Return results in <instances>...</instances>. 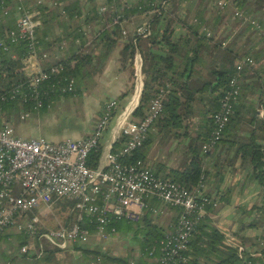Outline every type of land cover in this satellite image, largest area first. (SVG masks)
Wrapping results in <instances>:
<instances>
[{
    "label": "built area",
    "instance_id": "1",
    "mask_svg": "<svg viewBox=\"0 0 264 264\" xmlns=\"http://www.w3.org/2000/svg\"><path fill=\"white\" fill-rule=\"evenodd\" d=\"M10 2L15 4L18 16L14 27L6 28L0 33V48L8 50L13 43L25 41L30 50L28 56H35L41 48L35 33L39 22L35 18L36 12L25 5L24 0H0L3 14L9 12ZM213 2L223 8L230 0ZM164 5L165 0H160V6ZM111 8L107 4L99 7L100 11L107 14ZM233 15L248 23L251 28L261 31L258 21L238 6H233ZM119 20L120 13L111 16L112 24ZM134 31L136 34L149 36L152 32L150 21L140 23ZM125 32L123 29L122 33ZM45 56L43 51L41 57ZM141 63L136 48L133 65L139 85L135 94L141 87ZM244 65H255V59L250 54L236 59V72L230 76L226 87L221 89L218 108L212 114L210 134L201 146L202 153L214 148L234 111L241 90L240 76ZM62 70L61 65H52L47 70H42L41 67L27 75L24 81L11 85L1 98L8 100L17 97L21 107L30 104L36 110L41 109L52 94L62 95L75 90L74 78ZM169 90V84L159 88L151 98L144 117L138 121L130 119V112L136 106L134 104L138 103L134 95V103L128 104L118 115L117 132L112 142L103 148L95 166L89 164V154L99 146L111 118L115 116L114 111L118 106L116 98L105 101L92 132L84 138L50 140L42 136L20 137L14 133L9 122L2 121L0 235L12 227L17 232L27 234L30 239L43 238L50 246L65 249L69 244L88 242L92 232L86 225L85 216H89V222L94 223V233L106 237L117 232L114 226L106 230L112 219L136 221L147 210L159 214V206L151 204V200H154L160 206L170 205L178 207L180 211L173 228L166 232L161 241L158 253L154 254V248L148 251V256L154 258L150 264H174L177 258H184L182 252L188 247V238L199 217L206 212V205L211 203V198L204 191L203 175L201 174L193 188H189L168 177L156 175L140 158L132 162L123 160L142 145L153 129L155 119L162 110L163 98ZM29 113L28 109L21 110L20 117L24 118ZM256 113L264 119V106L258 105ZM118 136L123 139V143L118 149H112V143ZM60 198L73 202L74 219L68 224L41 231L37 225L40 220L38 214L29 213L42 205L49 207ZM262 199L264 200V191ZM28 250L26 243L20 246L22 253H27ZM237 252L241 264H264V255L260 250L248 251L239 244ZM96 262L97 260H92L90 264H97Z\"/></svg>",
    "mask_w": 264,
    "mask_h": 264
},
{
    "label": "crops",
    "instance_id": "2",
    "mask_svg": "<svg viewBox=\"0 0 264 264\" xmlns=\"http://www.w3.org/2000/svg\"><path fill=\"white\" fill-rule=\"evenodd\" d=\"M36 1L40 0H24L27 5L32 7V11L36 12V18L39 21L37 25L38 30L42 33L45 31L44 39L38 38H40L39 42L41 45L39 52L42 53L45 51L46 56L41 61L37 57H34L33 60L27 55L21 67L23 75L26 76L39 70L44 63H55L73 51L81 54L91 53L93 62L89 64L80 83L77 86L75 84V90L73 92L53 97L45 105L44 109L32 110L24 118H21L20 114L19 116H13L9 123H13L14 125V121L18 122L20 124H18L19 128H16L18 132L16 130L15 132L23 137L42 136L50 140L63 139L57 131L46 128L45 132L42 130L41 126L44 121V114L49 112L50 107L56 101L62 102L66 98L69 99L86 92L87 95H92V90H94L96 93L93 95L97 98V107L90 121L89 128L84 134L78 137H68L74 139L84 138L92 132L106 100L116 98L118 101V109L122 106L124 99H127L125 107L132 103L136 88L139 85V78L135 76L132 79L130 68L125 67L122 62V55L121 57L119 56V60L116 55L112 57V51L116 45L119 46V49H122L121 39L117 37V42L109 50L103 49L100 42L96 43L93 40V36L100 32L99 27L104 26L108 28L112 26L111 18L108 14L99 9L100 4H103L102 0H79L83 9L82 18L74 17L70 19L62 16L64 15V10L61 8L68 0H41L44 6L42 17L46 19L45 23H41L40 18H38V12L34 9L36 8ZM154 1L160 4V0ZM175 2L177 0H165L164 10L167 11L168 9V11L162 14V16L167 14V19L171 20L170 26L174 29V36L184 31V24L174 18L180 16L190 21V18L198 10L202 11L206 17V24L203 30L206 33L209 32L212 34L214 39L221 38L222 46L230 45L232 49H230L231 51H227L229 56L235 55V51L243 54L247 47L251 49V52L260 54L258 58L256 57V69L250 71L249 81L259 83L261 87L259 88L256 85L248 89L245 87L241 88L238 100L235 103H238L239 106L228 125L226 124V129H224L221 138L209 152L202 153L201 151L203 154L201 168L204 180V191L211 198L212 203L211 208H206L204 214L223 232L226 243L230 245L241 244L248 251H262L264 250V215L260 208L264 186L259 180L249 178L253 164L250 160L251 153L247 149L246 144L243 143L253 140L264 147V119L260 118L257 113H254L257 106L253 103L259 92L264 88V48H260L259 45H256L250 40L247 42V26L241 23L233 24L231 22V18L234 19L232 15L228 19L230 20L229 22L228 20L222 21L220 10H217L214 19L210 22L208 16L211 14V8L208 0H183L180 3L174 4ZM95 11L98 15L97 18H94L93 21L90 20V22H83L85 15L92 16ZM151 11L147 10L146 12L133 15L123 20L121 22V32L123 29L126 31L125 33L134 31L137 25L146 20L149 21ZM7 14V18H13L18 15L13 2H10V9ZM137 19L138 22L133 25V22ZM153 26L156 29L158 24L155 22L151 23L152 30ZM75 27L77 29L74 31ZM244 29L245 32H243ZM81 33L84 34L83 38L79 36ZM56 37H60L61 40H57ZM143 37L140 40L142 44L140 48L138 47L141 62V49L146 48L148 44L145 40L147 36ZM157 37L158 39L161 37V28L157 33ZM212 56V51L206 54L204 63L193 76L195 82L200 84L203 82L204 77L207 76L209 68L208 61ZM12 57L15 58L16 54L12 53ZM140 80L141 85H143L142 74L140 75ZM119 95L121 97L117 98ZM200 107H202L200 102L192 101L191 111H188L186 113L187 116H183L181 121L154 122L153 129L149 131L146 137L147 141L144 145L146 148L145 157L143 159L140 158L149 165L152 171L153 168H157L162 172H166L167 170L164 168H179L189 161L191 156L190 145L194 142V136L199 128L200 115L198 108ZM180 111L182 112L183 108ZM46 120L47 118L45 117ZM117 127L118 122L116 121L111 129V137L104 143V135L109 128L108 124L101 140L103 148L112 142L117 132ZM172 128L175 129L174 132ZM242 146L244 147L243 153ZM154 204L161 209L159 214H155V222L164 226L166 232L171 230L178 216L175 207L170 205L160 206L157 201H154ZM37 212L38 209L36 210ZM244 212L247 213V216L243 215ZM17 233L11 227L6 233L0 235V264H31L33 259L36 261L32 256H24L20 249H18V254L8 251L7 244H11L14 238H17ZM106 237L111 238L109 240L111 244L110 248H102L103 240ZM106 237L92 233L88 242L80 243L89 251L85 254L86 264H90L92 260H97V264H116L110 259H104L101 255H95V252H93L94 249L108 251L112 255H130L133 261L140 258L141 252L139 246L130 231L122 232L117 230V232L111 233ZM28 239L31 240L30 238ZM124 240H128V244H137V247L130 245V248L122 252L119 249H114L118 245V242ZM73 245L69 244L65 249L59 250L65 252L72 251L75 249ZM48 246L50 245L48 244ZM59 250L55 251L54 259L49 264H66L63 263L66 253H59ZM153 259V257L145 256L144 264H150L153 262Z\"/></svg>",
    "mask_w": 264,
    "mask_h": 264
},
{
    "label": "trees",
    "instance_id": "3",
    "mask_svg": "<svg viewBox=\"0 0 264 264\" xmlns=\"http://www.w3.org/2000/svg\"><path fill=\"white\" fill-rule=\"evenodd\" d=\"M182 1L183 0H177L174 4ZM102 3L112 7L108 14L110 18L112 15L120 13L121 20L108 28L104 26L99 27L100 32L93 36V40H95L96 43L100 42L103 49L109 50L113 44L117 42V37L119 38V36H122L121 59L125 67L130 68L132 79L135 78L133 65L134 52L136 47L140 48L142 44L140 40L144 37L140 34H136L133 30L125 34L122 33L121 22L133 15L152 10L149 17L150 19L148 20L151 23L155 22L158 24L156 29L153 26L151 34L145 38L148 43L146 48L141 49V74L143 85L139 94L138 103L130 112V119L135 121L142 119L149 107L151 98L158 92L159 88L165 87L166 84L170 85V90L163 98L162 110L155 119L157 123L160 121H181L183 116H187L186 113L191 111L192 101L200 102L202 105V107L198 108L200 123L197 129L198 131L194 136V142L190 145L191 156L189 161L179 168H164L167 170L166 172L153 168V172L156 175L168 177L189 188H193L198 183L202 174L201 160L203 154L201 153V146L210 134L212 128V114L218 108L221 89L226 87L228 79L236 72V59L242 55L250 54L256 61V57L258 58L260 54L251 52V49L247 47L243 54L235 51V55L229 56L227 51H231L230 49L232 48L230 45L222 46L221 38L214 39L212 34H207L206 31L203 30L206 24V17L202 11L197 10L195 15L190 18V21L180 16L174 18L184 24V31L174 36V29L170 26L171 20L167 19V14L162 16L164 12L167 13L168 9L165 11L164 7H161L159 3H155L154 0H102ZM25 5L27 4L25 3ZM214 5L216 4L214 3ZM234 5L243 9L246 13L251 14L252 17L258 21L260 29L263 28L264 16L258 17L256 15V10H264V0H234ZM27 6L32 10L31 6ZM35 7L34 9L37 10L38 18H40L41 23H45L46 19L42 17L44 6L41 0L35 2ZM61 8L64 10V15L61 14L64 17L66 16L69 19L74 17L82 18L83 9L79 0H68ZM0 14V33L6 28L16 25L18 15L13 18H7L8 14H3L1 9ZM97 16L96 11L92 16L85 15L83 22L93 21ZM232 16L235 20H240L233 15V12ZM194 18L195 20L193 21ZM246 26L249 29L257 31L251 28L248 23ZM160 28L161 37L158 39L157 33L160 31ZM76 29L75 27L74 31ZM35 33L38 40H40V38H42V40L44 39L45 31L43 33L40 32L37 26ZM79 36L83 38L84 34L81 33ZM56 39L59 40L60 37H56ZM248 41L247 39V42ZM209 51L213 52V56L208 61V74L204 77L203 82L199 84L193 80V76L204 63L206 54ZM29 52L30 50L25 41L13 43L8 50H2L0 48V126L2 125V121L9 122L13 116H19L21 110H36L30 104H24L21 107L17 97L12 99L8 98V100L1 98L2 95L7 93L11 85L24 81L27 78V75H23L21 67L24 58L29 55ZM12 53L16 54L15 58L12 57ZM91 62H93L91 53L81 54L77 51H73L55 63H44L42 65V70H47L52 65H61L63 68L62 72L72 76L77 86ZM255 66L256 65L243 66L240 76L241 88L245 87L248 89L256 85H258L259 88L261 87L259 83L249 81L250 71L255 70ZM57 95L58 94H52L41 109H44L49 100ZM120 97L121 95L117 98ZM253 103L255 106H264V88L259 92ZM238 106V103L235 104L234 111L228 123L233 118ZM181 108H183L182 112L180 111ZM118 110L119 109L116 108L114 114H118ZM254 113H256V110H254ZM146 141L145 139L141 146L124 157L123 160L125 162H132L138 158L143 159L145 157L146 148L144 145ZM122 143L123 139L118 136L112 143V149H118ZM243 144H246L247 149L250 151V160L253 164L249 178L259 180L264 186V147L253 140L246 141ZM102 151L103 144L100 143L96 149L90 152V165L95 166L97 164ZM243 151L244 147L242 153ZM56 202H62V200L58 199L54 203ZM151 204H154V200H151ZM72 205L73 202L69 199L62 202L63 207H70V213L74 219ZM211 205L212 203H209L206 205V208H211ZM260 209L264 215L263 199ZM175 211L176 214H179L180 210L178 207H175ZM32 213H36V209L30 212L29 215H32ZM154 218L155 214L147 210L136 221H130L126 218H120L118 220L112 219L106 226L107 230H109L111 226H114L116 230L131 232L141 252L140 258L136 261H133L130 255H112L108 251H100L97 249H94L93 252H95V255H101L104 259H110L116 264H144V258L148 256V251L151 248H154V254L158 253L160 243L166 234V228L156 223ZM84 220L89 230L94 233L95 225L93 222H89V216H85ZM42 230L41 228V231ZM17 238L19 240L18 249H20L22 244L29 241L28 235L23 232H18ZM35 240L39 248L37 249L38 253L33 254L32 258H35L37 261H52L55 251L59 250V248L48 245L43 246V243H41V240L37 237ZM187 243V249L182 252L184 258H177L174 264H241V258L237 252V245L226 243L224 241L223 232L213 224L206 214H202L199 217ZM73 246L75 248L86 249L82 244L74 243ZM261 253L264 255V250H262ZM22 254L25 256V253Z\"/></svg>",
    "mask_w": 264,
    "mask_h": 264
},
{
    "label": "rangeland",
    "instance_id": "4",
    "mask_svg": "<svg viewBox=\"0 0 264 264\" xmlns=\"http://www.w3.org/2000/svg\"><path fill=\"white\" fill-rule=\"evenodd\" d=\"M209 6L211 8V14L208 16L210 18V22L214 19L217 10H220V15L222 17V21L228 20L231 18L232 12H233V6L234 0H230L227 5L220 9L216 5H214L213 0H208ZM232 1V2H231ZM217 8H216V7ZM264 10L258 9L256 10V15L259 17L264 16ZM230 20H228L229 22ZM138 22V19L133 22V25ZM231 22L233 24L241 23L244 24V26L247 25V23L242 22L240 20H234L231 18ZM261 31H254L252 29L248 28V40L251 42H254L256 45H259L260 48H264V26H262ZM245 32V29L243 30ZM119 39H122V36H119ZM121 41V40H120ZM119 41V42H120ZM122 54V49H119V46L116 45L115 48L112 51V57L117 56V59L119 60ZM120 56V57H119ZM31 59L34 60V57H37V59L43 60V57H41V53L38 52L35 56H30ZM36 59V58H35ZM139 80V79H138ZM92 95H87L86 93L78 94L71 98H66L62 102H54V104L50 107L49 112L47 114H44V121L42 124V130L45 132V128L52 131H57L61 137L67 138V137H78L82 134H84L87 129L89 128L90 121L92 120V117L95 113V108L97 107V98L95 95L96 92L92 90ZM91 94V93H89ZM127 99H124L122 101V106H120L118 110V114L111 118L109 123V128L106 130V133L104 135V143L108 141V139L111 137V129L115 125L116 121L118 120V115L121 114L125 108V105L127 103ZM45 117L47 120L45 121ZM14 130V133L20 137H23L15 132V130L18 132L16 128L18 127V122L14 121L13 123H9ZM20 125V124H19ZM15 128V129H14ZM174 128H172V131L174 132ZM30 137V136H28ZM25 137V138H28ZM60 137V138H61ZM63 201L66 200V198H60ZM62 202H56L52 204L49 207L40 206L38 208V216H39V222L38 227L39 229H51L55 228L59 225L68 224L72 221L73 217L70 213V207L69 206H62ZM71 214V215H70ZM244 216H247V213H243ZM256 219V218H255ZM110 237H106L103 240L102 248H110L111 244ZM105 241V242H104ZM41 243H43V246L48 245L47 242L43 238H41ZM28 245V252L25 253L26 257H31L32 254L38 253L37 249L39 248L36 241L34 239L29 240L27 243ZM18 245L19 241L17 238H14L13 242L11 244H7V249L9 252L17 253L18 254ZM133 245V247H137V244H128V240H124L121 242H118V245L114 249H119L120 252L126 250L127 248H130L129 246ZM89 252L86 249L82 248H75L72 251H61L59 250V253H66L65 259L63 263L66 264H86L85 262V254ZM58 253V254H59ZM52 261H35L32 260L31 264H49ZM27 263V262H26ZM29 264V263H28Z\"/></svg>",
    "mask_w": 264,
    "mask_h": 264
},
{
    "label": "water",
    "instance_id": "5",
    "mask_svg": "<svg viewBox=\"0 0 264 264\" xmlns=\"http://www.w3.org/2000/svg\"><path fill=\"white\" fill-rule=\"evenodd\" d=\"M141 88H142V85H141V87L139 89V92L141 91ZM139 92L137 94H135V98L137 99V102H138V98L137 97H138ZM132 103H134V100L132 101Z\"/></svg>",
    "mask_w": 264,
    "mask_h": 264
}]
</instances>
